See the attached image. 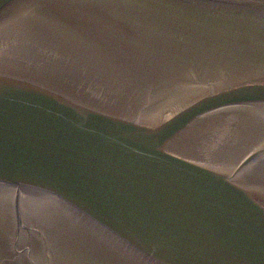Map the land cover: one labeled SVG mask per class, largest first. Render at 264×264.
Here are the masks:
<instances>
[{
  "label": "water",
  "instance_id": "water-1",
  "mask_svg": "<svg viewBox=\"0 0 264 264\" xmlns=\"http://www.w3.org/2000/svg\"><path fill=\"white\" fill-rule=\"evenodd\" d=\"M0 264H264V0H0Z\"/></svg>",
  "mask_w": 264,
  "mask_h": 264
}]
</instances>
